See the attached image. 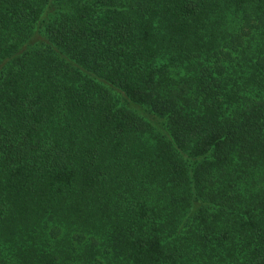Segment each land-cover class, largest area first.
I'll list each match as a JSON object with an SVG mask.
<instances>
[{
  "label": "trees",
  "instance_id": "trees-1",
  "mask_svg": "<svg viewBox=\"0 0 264 264\" xmlns=\"http://www.w3.org/2000/svg\"><path fill=\"white\" fill-rule=\"evenodd\" d=\"M0 264H264V0H0Z\"/></svg>",
  "mask_w": 264,
  "mask_h": 264
}]
</instances>
